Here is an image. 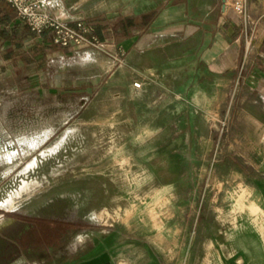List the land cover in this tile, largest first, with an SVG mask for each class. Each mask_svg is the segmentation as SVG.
<instances>
[{
  "label": "rangeland",
  "instance_id": "1",
  "mask_svg": "<svg viewBox=\"0 0 264 264\" xmlns=\"http://www.w3.org/2000/svg\"><path fill=\"white\" fill-rule=\"evenodd\" d=\"M103 43L58 47L40 67L0 64V151L11 156L0 161V213L75 235L110 222L158 231L166 219L167 235L256 229L248 201L264 183V96L243 86L230 111L185 112L161 86H132L125 56ZM42 225L33 243L46 249L56 235Z\"/></svg>",
  "mask_w": 264,
  "mask_h": 264
},
{
  "label": "crops",
  "instance_id": "2",
  "mask_svg": "<svg viewBox=\"0 0 264 264\" xmlns=\"http://www.w3.org/2000/svg\"><path fill=\"white\" fill-rule=\"evenodd\" d=\"M233 1L45 0L44 10L71 24L98 20L108 32L103 42L109 52L125 56L135 73L132 86L162 88L167 97L181 98L185 112L190 104L219 114L235 106L230 97L239 96L243 86L264 96V0H242L241 14ZM15 23L26 27L15 16L0 28L10 30ZM7 46L0 41V64L7 63L1 57ZM111 53L106 54L117 60ZM124 70L115 69L116 75ZM7 160L10 154L0 151V161ZM249 191L258 193L248 204L258 209L259 226L245 222L237 235H167V219L158 231L151 224L129 231L110 222L75 235L65 225L50 248L37 245L38 257L13 242L17 232L10 228L21 227L24 217L0 213V264H264V183Z\"/></svg>",
  "mask_w": 264,
  "mask_h": 264
},
{
  "label": "built area",
  "instance_id": "3",
  "mask_svg": "<svg viewBox=\"0 0 264 264\" xmlns=\"http://www.w3.org/2000/svg\"><path fill=\"white\" fill-rule=\"evenodd\" d=\"M15 11V16L31 32L40 36L48 32L51 45L67 48L69 46L88 47L101 50L103 41L93 33L92 28L83 20L71 24L67 19L50 14L44 10L45 0H5ZM232 8L237 14L244 9L242 0H234ZM138 88L139 84L134 83Z\"/></svg>",
  "mask_w": 264,
  "mask_h": 264
},
{
  "label": "trees",
  "instance_id": "4",
  "mask_svg": "<svg viewBox=\"0 0 264 264\" xmlns=\"http://www.w3.org/2000/svg\"><path fill=\"white\" fill-rule=\"evenodd\" d=\"M14 19V9L5 0H0V26H7L9 23L13 22ZM98 23V20L87 21V24L92 28L93 33L100 41H104L108 32L105 31V27L100 26ZM40 36L44 41L40 43H32L27 46L24 44L25 41L35 38V33L31 32L26 27L19 28L18 23L13 24L10 30L4 27L0 28V41H7L9 43V46L5 47L1 52L2 59L7 63L20 60L24 65L43 66L48 57L54 54L58 47L45 42L48 38V32H43ZM47 224L50 223L47 221ZM50 227H52L51 224ZM51 229H53L50 230L51 235L56 233V231H61V229Z\"/></svg>",
  "mask_w": 264,
  "mask_h": 264
},
{
  "label": "flooded vegetation",
  "instance_id": "5",
  "mask_svg": "<svg viewBox=\"0 0 264 264\" xmlns=\"http://www.w3.org/2000/svg\"><path fill=\"white\" fill-rule=\"evenodd\" d=\"M49 223L52 225V228H54L55 230H59L63 228V225H60L58 223H52V222H49ZM42 224L47 225V221L46 220L44 221L42 219H39V220L22 219L21 227H18L19 223L15 224V226L18 227V229H17L16 236L13 238V242H17V243L21 242V243L26 244L27 251L29 253H33V255L38 257L39 250L36 251L37 245L33 243V240H34L33 236L37 235L38 232H41L42 229H44L43 227L45 225H42ZM56 233H53V235H56ZM48 248H50V245H48Z\"/></svg>",
  "mask_w": 264,
  "mask_h": 264
}]
</instances>
